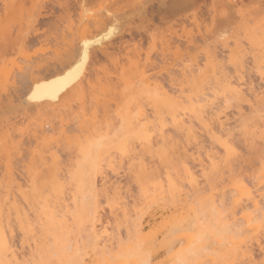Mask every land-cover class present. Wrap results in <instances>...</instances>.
I'll return each mask as SVG.
<instances>
[{
    "label": "clouds",
    "instance_id": "obj_1",
    "mask_svg": "<svg viewBox=\"0 0 264 264\" xmlns=\"http://www.w3.org/2000/svg\"><path fill=\"white\" fill-rule=\"evenodd\" d=\"M167 3L168 0H91L95 15L82 19L81 0H60L62 16L53 25L54 42L47 47L45 55L27 58L35 67L36 75L54 71L64 65L55 57L59 55L66 61L73 56L82 32L96 31L101 25L119 21L118 37L96 50L87 72L74 93L69 96V102L63 111L55 116L47 114L49 120L63 119L76 124L75 135L67 141L62 136L59 141L66 152L65 159L61 160L49 148L38 156L34 154L24 169L28 172L30 168H38L41 181L56 173L68 178L58 200L50 202L57 214L68 222L66 226L71 225V213L76 209L85 217L91 213L90 222L83 232L79 227H72L77 238L80 235L88 237L83 250L87 259H83V264H119V261L111 258L110 246H115L120 232L125 228L138 227L140 217H151L167 206L165 203L150 204L146 201L132 174V169L142 164L157 181L167 186L168 181L162 180L158 166L145 162L149 147L129 142L127 157L116 150L122 137L130 133L116 128L119 113L125 110H142L143 114L134 122L133 127L138 122L159 126L161 121H166L168 127H173L182 121L189 131L194 125H200L215 137L214 128L220 135L227 134L228 129L235 128L241 120H246L249 139L257 141L264 133V122L260 117L256 119V115H250L255 110L258 97L264 95V79L259 78L257 82L255 76L250 77L241 66L245 55L241 40H247L253 46L252 50H248L251 55L264 38V0H218V5L222 6L243 5L235 9L241 15L246 33L234 36L232 45L233 57L241 58L239 65L233 59L223 64L216 62L215 54L210 49H201L191 57H185L179 48L173 50L171 45L177 33L172 31L169 21L163 15L158 17V10H154V5L163 8ZM26 4L28 0H16L14 6L11 0H0V44L16 43L17 35L9 24L10 9L21 8ZM257 18L258 24L253 25L252 21ZM193 26L195 31L192 30V35L187 37L189 42H193L198 34L197 26ZM199 28L202 33V25ZM180 38L185 39V34L182 33ZM260 52L259 48L258 54ZM158 57L163 58V63ZM201 58L204 60V67H201ZM230 67L236 68L231 78L228 76ZM226 81L239 90L241 98V102L230 109H225L221 98L216 95L218 86ZM146 85L154 86L151 95L145 94ZM2 106L3 102L0 101V107ZM245 106L250 110L247 113L244 111ZM225 112L235 116V119L220 121L219 117ZM40 123L41 117H35L33 125L38 131ZM201 128H196V131L199 133ZM158 134L162 135L163 131ZM97 135L104 137V146L90 153L86 162L83 146ZM234 139L247 142L238 133ZM214 148L215 144L209 152ZM133 161L136 163L133 164ZM10 166L3 150H0V168L6 170ZM71 172L77 173L78 182L71 180ZM170 176L178 188L184 189L177 194L188 193L190 186L185 183L182 170ZM81 177H86V185L81 183ZM28 178V187L16 193L15 199L0 200V241L3 242L6 231L19 228L36 244L37 249H48L49 238L37 222L35 209L38 199L29 190L30 175ZM84 191H87L88 201L82 207L80 196ZM255 191L259 199L264 197V185L255 188ZM253 200L258 201L254 197ZM21 204L24 210L21 209ZM102 220H107V223L102 224ZM232 220H235L234 216ZM30 224L32 229L29 231ZM53 231L58 236L61 235L58 229L54 228ZM232 243V237L223 224L222 228L214 232L206 248L229 254V264H264V233L256 232L249 236L236 252H232L229 247ZM254 245L259 247V260L253 258ZM208 262L209 258H201L195 260L194 264ZM212 264H215L214 260Z\"/></svg>",
    "mask_w": 264,
    "mask_h": 264
},
{
    "label": "rangeland",
    "instance_id": "obj_2",
    "mask_svg": "<svg viewBox=\"0 0 264 264\" xmlns=\"http://www.w3.org/2000/svg\"><path fill=\"white\" fill-rule=\"evenodd\" d=\"M81 3H89L91 6V0H81ZM11 4L14 6L16 0H11ZM154 6V10H158V5ZM242 6H222L218 5V0H196L187 7L175 8L172 11L164 12L167 15L162 13L169 21L172 31L177 33V37L173 38L172 49L179 48L185 57L195 56L201 49H210L215 54L216 62L220 64L229 59L235 60L232 55L234 36H242L243 33H246L241 15L235 9ZM162 14L159 13L158 17ZM61 16L60 0H28V4L24 7H12L10 9L9 24L17 35V41L14 45L0 44V65L7 64L10 72L4 78L6 87L0 84V101L3 102V106L0 107V141L8 140L15 144L13 153L15 159L6 170L0 168V200L12 199V197L15 199L16 193L21 188L25 189L28 187L29 173L24 171V169L34 154L38 156L45 149L50 148L52 152H55V155L64 160L66 152L59 143L60 138L63 136L64 140L67 141L69 137L75 135L77 130L76 124L73 122L63 119H47L48 113H52L55 116L63 111L65 107L64 100L72 95L75 90L66 94L57 105L53 106L48 104L36 106L27 101L31 81L40 77H49V75L58 72V70L60 71L65 66L61 65L54 71L27 78L21 74V67L28 62L27 58L31 57L34 59L37 55L46 54L47 47L54 42L53 25ZM214 18L216 21L215 34L211 35V40L214 42L209 46L205 36L200 34L199 26L209 25ZM258 22L257 18L252 21V24L256 25ZM193 24L197 26L196 31L198 34L194 37L195 40L193 42H189L187 37L192 35V30L195 31ZM106 26H110V24ZM106 26L101 25L96 31L82 32L80 37L87 33V36H94L92 34L97 36V33L102 34ZM203 31H207V29L204 28ZM182 33L185 34V39L180 38ZM118 35L119 30L111 40L104 42L102 46H94L95 50L92 51L89 65L96 50L115 40ZM241 43L244 44L243 51L245 53L241 66L250 77L255 76L258 82L260 77L252 69L256 63L259 48L257 46L254 53L249 55L248 50H252L253 46L247 40L242 39ZM158 59L163 63L162 57H158ZM203 62L204 60L201 58V67H204ZM173 71H178V69H173ZM235 72L236 68L230 67L228 71L229 78ZM153 90L154 86L146 85L144 88L146 95H151ZM9 101L11 102L10 104ZM244 111L247 113L250 110L245 106ZM123 112H128L127 114L132 119H130L131 124L139 120L140 115L143 114L142 110H125ZM138 112L139 116H137ZM120 114L117 115V129L120 128L121 123L124 121L121 117L124 114ZM37 116L41 117L39 131L33 125V120ZM234 119L235 116L228 112L219 117L220 121ZM256 119H259L258 114ZM189 123L191 124V122ZM124 124L126 125V123ZM218 124L219 121L217 122V127ZM209 127L211 126L209 125ZM176 128L179 129L180 127H167L165 128L166 133L164 132V136L159 134L153 136L150 142L149 154L145 157L146 163L158 166L160 177L164 181H168L171 174L178 173L181 170L184 173V179H190L188 176L189 172H191L192 176H196L198 173L202 174L201 170L204 165L203 163H198V161H206L209 149L215 144V137L208 132L207 128H201L200 125H194L191 131L186 127V129L184 128L185 131L182 130L183 128L181 130ZM196 128H201V131L198 133ZM132 131L134 129H131ZM213 131L216 132V136H220L217 129L214 128ZM98 139H102V135H97L94 138V140ZM257 143H259V140H257ZM215 146L216 148L219 147L216 144ZM233 147L236 152L241 154L240 160L232 169H229L220 177V188L218 191L211 186H208L205 190L204 182L201 181V187L194 189L191 196L187 192L182 195L177 194L176 199L174 201L170 200L166 207H162L161 211L156 212L151 217H140L138 227L123 229L115 246H110L111 258L119 261V264H136V261L142 259L144 254L148 252L152 254V259L156 261V264H174L179 259L195 261L201 258H210L200 252L198 258L193 260L189 254L181 253L180 251L185 252V249L200 246L201 244L206 246L214 231L223 227L221 220L217 224V219H221V200L225 198L223 188L230 186L234 182V175L239 174V180L242 184L248 186L249 194L256 200L259 199L255 188L258 189L260 187V183L257 181L264 164L261 163L258 150L257 152H250L247 142H241L238 139L234 141ZM158 152L166 153L164 160H161ZM62 153L64 154L62 155ZM193 157L196 159H193ZM188 186L191 187V185ZM13 189H15V192H12ZM201 193L204 194L201 195ZM245 203L253 204L254 206V202L247 201V198ZM21 209L24 210L23 204H21ZM207 219L212 220V222L216 219L213 233H211L212 231L207 232L205 224ZM101 223L106 224L107 220H102ZM210 234H212L211 237ZM4 235L6 241H9L8 243L14 247V253L16 255L17 252L16 256L19 259L15 260L16 257L13 258L10 255L7 258L8 260L12 258V260L8 261V264H16V262L17 264H31L34 259L33 255L38 252V249L36 244L27 238L26 233L16 228L12 231H6ZM82 236L84 238V235H80L77 238L76 235L72 234L61 238L76 241ZM86 242L81 248L82 252L86 248ZM179 245L181 246L180 248ZM253 247L255 248L253 258L259 260V247L258 245ZM178 249L180 250L178 251ZM83 259H87V256L83 255ZM5 261L6 259H4V263Z\"/></svg>",
    "mask_w": 264,
    "mask_h": 264
},
{
    "label": "snow or ice",
    "instance_id": "obj_3",
    "mask_svg": "<svg viewBox=\"0 0 264 264\" xmlns=\"http://www.w3.org/2000/svg\"><path fill=\"white\" fill-rule=\"evenodd\" d=\"M80 15L82 19H88L95 15L92 7L89 3H82L80 5ZM225 15H227L225 13ZM110 26H106L103 29V36L100 39H95L89 36L80 37L76 43V50L73 56H70L65 61L63 57L57 55L55 59L63 62L64 66L70 70L66 74H62L57 80L50 83H42L40 79H36L30 82L29 92L27 96L28 101H35L39 97L48 95L52 92V86L56 85L53 95L58 93L60 89L69 81H74L73 87L78 84L83 78V70L89 64V55L91 51H94L95 47H100L105 41L110 39L119 30V21L109 23ZM203 31L201 34L205 36L209 46L214 42L211 40V35L215 34L216 28L215 18L209 25H202ZM100 34L97 33V36ZM223 38V36H221ZM261 52L256 56V63L253 66V71L261 78L264 79V38H262L257 45ZM235 64L241 63V58L237 57L234 61ZM10 74L7 64L0 65V84L6 87V81L4 78ZM21 74L23 76L30 77L36 75V69L31 62L24 63L21 67ZM34 85V87L32 86ZM150 94V93H149ZM216 95L221 98V101L225 109H230L234 105H238L241 102L239 90L231 85L229 82H224L219 85L216 91ZM63 99V97H61ZM69 102V97L64 100L65 106ZM195 107V106H193ZM259 115L262 122H264V95L258 97V102L255 105V110L250 115ZM139 116V113H137ZM168 127L166 121H161L159 126L147 123H137L134 131L128 135L122 137L116 150L121 153L122 156H128V144L129 142H136L142 145L150 147L151 138L157 135L158 132H162L164 128ZM121 132L124 131V124L121 123ZM244 138L247 141L249 151L257 152L261 163L264 164V133L259 137V143L256 139L248 138V123L246 120H241L239 125L235 128L228 129L227 134H221L215 136V144L218 148H214L208 154L207 160L203 161L202 174L198 173L196 176H192L191 172L188 173L190 179H185L187 185H191L188 188L189 196L192 195L194 189L201 187V181L204 182L205 190L208 186L213 187L217 191L220 188V177L232 169L233 166L240 160L241 154L236 152L233 147L234 137L236 134ZM102 139L104 137L102 136ZM0 150H3L5 159L12 164L14 162V144L8 140L0 141ZM161 160L165 159L166 153L158 152ZM133 164L136 162L133 161ZM242 171V169H241ZM31 186L30 191L37 197L38 206L35 209V215L38 218V224L43 232H45L49 238L48 249L53 250L60 247V239L62 236H71L73 234L72 227L76 226L83 230L86 229L87 224L90 222L91 213L85 217L79 209H76L71 213V225L61 218L50 202L58 200L60 195L64 191V186L67 181V177L61 176L58 173L52 174L48 179L41 181L40 170L38 168L28 169ZM132 174L135 177L136 184L140 190L142 197L150 204L169 203L170 200L174 201L178 192H182L184 189L178 188L175 181L169 177L167 186L157 181L145 167L141 164L138 168L132 169ZM71 180L78 182L79 177L76 172H71ZM234 182L230 186L223 188L224 199L221 200V223L224 224L225 230L230 233L233 243L229 246L232 252L239 251L240 247L246 241V239L252 234L259 232L264 233V197L258 201H254L252 195L249 194L248 186L244 185L239 180V174L234 175ZM206 181V183H205ZM258 183L264 185V168L261 169V174L258 178ZM204 193H201L203 195ZM247 201H253V204L245 203ZM235 220H232V217ZM58 229L60 236L57 235L53 229ZM32 229V225L28 226V230ZM3 248V242L0 241V249ZM65 256L68 258H60L57 260H41L39 264H83V252L80 245L77 244L75 250H72L70 243H65L62 249ZM206 256L210 257L208 264H212L214 260L215 264H229L230 255L227 253L209 250L204 248L201 250ZM189 255H196L194 252H189ZM2 264V262H0ZM139 264H153L152 254L150 252L144 254L140 259ZM174 264H194V261L189 259H179Z\"/></svg>",
    "mask_w": 264,
    "mask_h": 264
},
{
    "label": "bare ground",
    "instance_id": "obj_4",
    "mask_svg": "<svg viewBox=\"0 0 264 264\" xmlns=\"http://www.w3.org/2000/svg\"><path fill=\"white\" fill-rule=\"evenodd\" d=\"M196 0H168V3H167V5L166 6H164L163 8H161L159 5H158V12L160 13V14H162V13H164V12H169V10L170 11H172V10H174L175 8H184V7H187V6H189L190 4H192L193 2H195ZM159 13L157 14V15H159ZM163 15V14H162ZM164 15H167V14H165L164 13ZM163 15V16H164ZM165 17V16H164ZM101 33V32H100ZM88 35V33L87 34H84L83 36H87ZM91 35V34H90ZM92 35H94V36H89V37H93V38H95V39H100V37H102L103 36V32H102V34H100L99 36H95V34H92ZM116 35V33L110 38V39H108L107 41H109V40H111L114 36ZM82 36V37H83ZM106 42V41H105ZM94 47V46H93ZM91 56H92V51L90 52V55H89V62H90V59H91ZM89 65V64H88ZM87 67L88 66H86L85 67V69L83 70V76L85 75V73H86V71H87ZM70 69L69 68H67V67H65V68H63V69H61L60 71L58 70V72H54L53 74H51V75H49V77H45V78H36V79H40L41 80V82L42 83H50L51 81H54V80H57L62 74H66L68 71H69ZM36 79H34V80H36ZM75 82L74 81H69L67 84H65L61 89H60V91L58 92V93H55V95H53L52 94V92H54L55 91V88L56 87H58V86H56V85H53L52 86V92H50L48 95H45V96H42V97H39L37 100H35V101H29V103H32V104H35L36 106L37 105H39V106H42V104L44 105V104H48V105H51V106H53V105H57V103L60 101V100H62L61 99V97H64L66 94H68V93H70V92H72L73 90H75V88H76V86H77V84L75 85V87H73V84H74ZM33 87H34V85H32ZM28 95H30V92H29V94ZM28 101V100H27ZM128 113V112H127ZM126 112L124 113H121L120 115H123V116H121L122 118H123V124L124 123H126V125H125V127H124V130H126V132H131V129L133 130L134 128H132L133 126V124H131L130 123V119H131V117H130V115L129 114H127ZM119 115V114H118ZM129 115V116H128ZM132 120V119H131ZM131 122H133V121H131ZM189 122H191V121H189ZM134 123V122H133ZM174 128L175 127H180L179 129L178 128H176V129H178V130H181L182 128V130L183 131H185V125H184V123L181 121V122H177L176 124H175V126H173ZM167 128V127H166ZM185 128V129H184ZM188 131V130H187ZM164 132L166 133V131H165V128L163 129V134L161 135V136H164L165 134H164ZM160 135V134H159ZM151 140H152V138H151ZM104 146V141H103V139H98V140H92V141H90V142H86V144H84V146H83V151H84V156H85V161L87 162V157H88V155L90 154V153H92V152H94V151H98L99 149H101L102 147ZM55 153V152H54ZM57 156V155H56ZM81 183L82 184H85L86 185V177H81ZM20 188H21V186H20ZM22 189V188H21ZM20 191V190H19ZM12 197V196H11ZM8 199V198H7ZM12 199H14L13 197H12ZM87 201H88V194H87V191H84V192H82L81 193V196H80V202H81V206L83 207V206H85L86 204H87ZM221 219H217V224H218V222L220 221ZM220 223V222H219ZM206 228H207V232H211V233H213V230H214V226L216 225V219H215V221L213 220V222H212V220H210V219H207V221H206ZM215 224V225H214ZM222 224V223H221ZM220 224V225H221ZM218 226V225H217ZM219 228V227H218ZM215 232V231H214ZM12 233V232H11ZM211 235L212 234H210V237H211ZM5 235H3V248L2 249H0V262H2V264H8L9 262H10V260H12V258L10 259V260H8V258L7 257H9L10 255H12L11 257H13V258H15V260L16 259H18L17 258V252H16V255H15V253H14V247H12V244H9L7 241H6V238L4 237ZM209 236V235H208ZM213 236V235H212ZM88 240V237H87V235L85 236L84 235V238H83V236L80 238V239H78V240H73V239H70V240H68V239H63V238H61L60 239V247H58V248H56V249H53V250H49V249H47V248H41V249H38V252H36L32 257L34 258H32L33 259V262H31V264L33 263V264H39V262L41 261V260H45V261H48V260H59L60 258H65V259H67L68 257L67 256H65L64 255V253H63V251H62V249H63V245L65 244V243H70L71 244V246H72V250H75V248H76V245L77 244H79L80 245V248H82V246L85 244V242ZM181 245V244H180ZM179 245V248L181 247ZM185 247V246H184ZM188 248V247H187ZM204 248H206V246L204 245V244H201L200 246H196V247H189L188 249H185L184 251L185 252H182V251H180L181 253H186V254H189V252L191 251V252H194V253H196V255H190L192 258H193V260H195L196 258H198V256H199V254H200V252H201V250L202 249H204ZM183 249V248H182ZM123 250V249H122ZM180 249H178V251H179ZM124 252V251H123ZM120 254V253H119ZM121 254H122V252H121ZM4 259H6V261H5V263H4ZM14 260V259H13ZM19 260V259H18ZM9 261V262H8ZM16 262V261H15ZM16 264H17V262H16ZM25 264V263H24ZM27 264V263H26ZM29 264V263H28Z\"/></svg>",
    "mask_w": 264,
    "mask_h": 264
}]
</instances>
